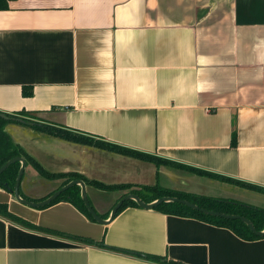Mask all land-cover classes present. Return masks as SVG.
Returning a JSON list of instances; mask_svg holds the SVG:
<instances>
[{
  "label": "crops",
  "instance_id": "0c3cea01",
  "mask_svg": "<svg viewBox=\"0 0 264 264\" xmlns=\"http://www.w3.org/2000/svg\"><path fill=\"white\" fill-rule=\"evenodd\" d=\"M3 0H0V3ZM0 112L27 110L168 161L264 188V0H4ZM22 87L31 93L23 95ZM6 135L49 173L131 184L86 199L108 217L130 190L159 185L264 209V194L7 123ZM18 194L42 201L63 186L24 160ZM0 202L40 227L184 264H264V238L142 207L103 225L60 200ZM0 264H163L42 233L0 216Z\"/></svg>",
  "mask_w": 264,
  "mask_h": 264
},
{
  "label": "trees",
  "instance_id": "16d2710c",
  "mask_svg": "<svg viewBox=\"0 0 264 264\" xmlns=\"http://www.w3.org/2000/svg\"><path fill=\"white\" fill-rule=\"evenodd\" d=\"M4 6H5V3L3 0V2L0 3V9H2ZM21 89H22L21 93L23 95H29L31 93V90L29 89V87H22ZM0 113L4 117V118L0 117V166L4 164L6 161H8V159L15 157V156H19L23 160L28 162L33 167V169H36L38 173L43 177L50 178V179L63 177L64 178L63 185H65L69 181H72L78 178V179H81L85 183L92 184L96 186L97 188L104 189V190L112 189V188L125 189V188H130L132 186L131 184H127V183L104 185L97 181H92V180L86 181L84 180V178H82L76 173L74 174H71V173L53 174V173L47 172L45 169L40 167L38 163H36L30 157H28L25 153H23L20 150V148L16 144H14L12 140L8 137V135H6L5 132L3 131V127L7 123H21V124L24 123L28 125L33 131H36L38 133L41 132L46 135L53 136L56 138L58 137V138H61L63 140H66L72 143L75 142V143H79L82 145H87V146L90 145V146H93V147H96L102 150H110L117 154L125 155L128 157L134 158L136 160L138 159L143 160V161L152 163L153 165H157V166L165 165L168 167L171 166V167L179 168L184 171L187 170L198 176H202V177L206 176L212 179H216L218 181L219 180L226 181L234 185L237 184L248 190L252 189V190H255L257 192L264 194V188L259 187L257 185H253V184L250 185L245 182L229 179L225 176L217 175V174L208 172L203 169L200 170V169L194 168L189 165L178 164L171 160L168 161L156 155L153 156L151 154H148L140 150H133L123 145L120 146L115 143L103 140L99 136H95L91 134L88 135L82 131H79L73 128L70 129L60 124L55 125V124H49V123L42 122V121L39 122V121L33 120L32 113L24 109L15 111V112H7V113L0 112ZM18 166L19 165L17 162L9 163L8 166H6L3 169V171L0 172V190L4 191L6 194L11 193L12 191V187H13L12 184H13L15 175L18 171L17 170ZM129 193L135 194L138 198H141L146 203L153 202L155 201V199L161 198V197H171V196L177 197L179 199L189 201L201 209L211 210V211H215L218 213L221 212V213L230 214V215L238 214L240 216H243L246 219H248L251 222L252 226H254V228L258 231L264 228V209L257 207L255 205L246 204L241 201H237V200L234 201V200H230L227 198H221V197L217 198V197H212L208 195H198V194H193V193H188V192L184 193V192L174 190V189H171V190L165 189V188L160 187L157 184H155L154 186H142L141 190L139 191L130 190ZM19 196L24 200L26 199L29 201H33L26 197L24 198L21 195ZM60 200H65L71 203L83 215H85L90 221L92 220L96 222L92 218V216H90L87 213L85 206L82 200L80 199L79 186L74 185L73 187L64 190L63 192L58 194V196L55 199H53L49 204L44 205L43 207L57 203ZM127 206L138 208V206L135 204L134 201L127 200L123 202V204L117 210V212L121 211L124 207H127ZM43 207L38 208V209H43ZM152 209L157 210L164 214H168V215H176V216L186 217V218L192 217V218L198 219L203 222L205 221L216 227L221 226V227L229 228L236 236L246 241H253V239L264 238V235L260 237L252 233L249 230L248 226H246L239 219L231 220V219H225L223 217L210 216L208 214H205V213L203 214L199 211L192 210L189 207L187 208L178 202H171V203L161 202ZM0 216L8 220H12L13 222L21 225L24 228H29L31 230H36L42 233L43 232L48 233V234H51L57 237H60V236L65 237L73 241L77 240L87 245L95 244V245L101 246L106 249L118 251L123 254L126 253L138 259H144V260L155 262V263L160 262L163 264H184L176 260L167 259L165 256H162V255L148 254L144 252H138V251H134L131 249H126V248L123 249V248H118V247L109 246V245L106 246L103 244V241L97 242L93 239H90L84 236L71 235V234H68L62 231L59 232L57 230L47 228L44 226L40 227L36 224L29 222L28 220H24L14 215L13 213L9 212L7 209V204L5 202H0ZM99 216L103 219H106V217H103L101 215Z\"/></svg>",
  "mask_w": 264,
  "mask_h": 264
},
{
  "label": "water",
  "instance_id": "95a60500",
  "mask_svg": "<svg viewBox=\"0 0 264 264\" xmlns=\"http://www.w3.org/2000/svg\"><path fill=\"white\" fill-rule=\"evenodd\" d=\"M0 117L4 118L1 113H0ZM13 162H17L19 166H18V169H17L18 171H17V173L15 175V178H14V181H13V184H12L13 187H12V191H11V193L9 195V199L11 201L18 202L19 204H21L23 206H28V207H32V208H41L44 205L49 204L53 199H55L58 196V194H60L64 190H66L68 188H71L74 185H77L80 188V199L82 200L87 213L90 216H92V218L97 223H100V224H103V225L108 224V222H110L114 218L115 213L117 212V210L121 207L123 202L127 201V200H132V201L135 202V204L138 207H142V208H146V209H152L157 204H159L161 202H166V203L178 202V203L184 205L187 208L189 207L192 210H196V211H199V212H201L203 214L204 213L208 214L210 216L223 217L225 219H231V220L239 219L246 226H248L249 230L252 233H254V234H256L257 236H260V237L264 235V228L262 230H260V231L256 230L254 228V226H252L251 222L248 219H246L245 217H243V216H240L238 214L230 215V214H225V213H221V212L218 213V212L211 211V210L201 209V208H198L196 205H194L193 203H191L189 201H185V200L179 199L177 197H173V196L157 198L153 202L146 203L141 198H138L135 194L128 193V194L123 195V197H121V199L119 201H117L113 205V207L110 209V211L108 213V217L106 219H103L99 215H97V213L95 212L93 207L89 204L88 199H86V186H85V183L81 179H78V178H76V179H74L72 181H69L65 185L61 186L60 188H58V190L54 191L52 194H50L46 198L42 199V201H37L36 202V201H29V200H26V199L24 200L18 194V181H19L20 176H21V174L23 172V167H24V163H25L24 160L21 157H19V156L12 157V158L8 159V161H6L4 164H2L0 166V172H2L3 169L6 166H8L9 163H13Z\"/></svg>",
  "mask_w": 264,
  "mask_h": 264
}]
</instances>
